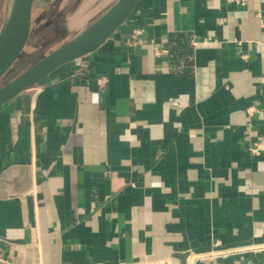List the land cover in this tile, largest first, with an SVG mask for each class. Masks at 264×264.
I'll return each instance as SVG.
<instances>
[{
  "label": "crops",
  "instance_id": "obj_1",
  "mask_svg": "<svg viewBox=\"0 0 264 264\" xmlns=\"http://www.w3.org/2000/svg\"><path fill=\"white\" fill-rule=\"evenodd\" d=\"M116 1L34 0L29 38L51 52ZM263 139L264 0H139L0 106V263L210 264L264 243Z\"/></svg>",
  "mask_w": 264,
  "mask_h": 264
},
{
  "label": "water",
  "instance_id": "obj_2",
  "mask_svg": "<svg viewBox=\"0 0 264 264\" xmlns=\"http://www.w3.org/2000/svg\"><path fill=\"white\" fill-rule=\"evenodd\" d=\"M33 1H9L0 26V81L18 61L27 44ZM138 2L139 0H117L96 20L0 85V106L36 86L60 66L95 53L126 23Z\"/></svg>",
  "mask_w": 264,
  "mask_h": 264
},
{
  "label": "rangeland",
  "instance_id": "obj_3",
  "mask_svg": "<svg viewBox=\"0 0 264 264\" xmlns=\"http://www.w3.org/2000/svg\"><path fill=\"white\" fill-rule=\"evenodd\" d=\"M9 1L10 0H0V26L2 24ZM49 36L50 34L46 32H41L38 34L32 33L20 58L13 65L6 76L0 81V85L4 84L8 79L11 80L17 74L28 68L33 63L37 62L48 50L54 48L53 45L48 43L50 38Z\"/></svg>",
  "mask_w": 264,
  "mask_h": 264
},
{
  "label": "built area",
  "instance_id": "obj_4",
  "mask_svg": "<svg viewBox=\"0 0 264 264\" xmlns=\"http://www.w3.org/2000/svg\"><path fill=\"white\" fill-rule=\"evenodd\" d=\"M230 2H236V3H244L246 0H228ZM139 34V31L134 30L132 32L131 37L135 39V37ZM192 46H196L197 43L195 41L191 42ZM156 55H166L167 50L166 49H155ZM250 152L254 155H258L260 153H264V139L257 141L253 143L250 148ZM247 252H264V243L261 244H252L248 245L246 247L242 248H234V249H229V250H221L220 252L217 253H209L206 255H202L199 257L200 260H208L210 264H220L219 259H225L230 256H242L243 254Z\"/></svg>",
  "mask_w": 264,
  "mask_h": 264
},
{
  "label": "trees",
  "instance_id": "obj_5",
  "mask_svg": "<svg viewBox=\"0 0 264 264\" xmlns=\"http://www.w3.org/2000/svg\"><path fill=\"white\" fill-rule=\"evenodd\" d=\"M50 50H51V49H50ZM50 50H48L45 54H43V55L41 56V58H42L43 56H45L46 54H48V52H50ZM9 80H10V79L6 80L5 83L8 82Z\"/></svg>",
  "mask_w": 264,
  "mask_h": 264
}]
</instances>
